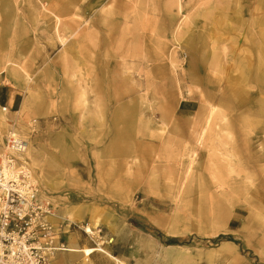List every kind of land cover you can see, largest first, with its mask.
I'll list each match as a JSON object with an SVG mask.
<instances>
[{"label":"rangeland","instance_id":"1","mask_svg":"<svg viewBox=\"0 0 264 264\" xmlns=\"http://www.w3.org/2000/svg\"><path fill=\"white\" fill-rule=\"evenodd\" d=\"M263 34L264 0H0V91L24 103L0 104V136L38 120L59 243L121 261L89 264H264Z\"/></svg>","mask_w":264,"mask_h":264},{"label":"built area","instance_id":"2","mask_svg":"<svg viewBox=\"0 0 264 264\" xmlns=\"http://www.w3.org/2000/svg\"><path fill=\"white\" fill-rule=\"evenodd\" d=\"M2 113L11 110L3 106ZM37 125V119L31 120V133ZM21 129L20 118L10 120L0 147V264H53L66 248L59 243L62 230L53 222L54 204L42 197L28 163L18 157L26 156L30 145ZM85 232L90 237L98 234Z\"/></svg>","mask_w":264,"mask_h":264},{"label":"bare ground","instance_id":"3","mask_svg":"<svg viewBox=\"0 0 264 264\" xmlns=\"http://www.w3.org/2000/svg\"><path fill=\"white\" fill-rule=\"evenodd\" d=\"M179 7H180V10H182V5H179ZM63 25L64 24H62V26ZM60 28H61V22L58 21L57 25H56V30H58V34L60 33ZM65 28L70 30V29H72V26L68 23V24L65 25ZM61 39L63 40L62 37H61ZM260 52L262 53V56L264 57V34L262 35ZM252 63L253 62H251V64ZM80 87H82V86H80ZM85 88H86V86L82 87L79 99H80V101H84L85 100V103H87L85 98H86V96L88 94L87 93L88 90L85 89ZM3 100H4L3 90H1L0 91V104H2ZM23 110H24V108H21L19 113H21ZM198 112H199V110L195 111V112H190V113H198ZM4 126H6V116L2 112H0V131H1V129L4 128ZM21 130H23V133L21 132V134H23L26 138L32 139V137H31L32 130H30V128L28 126L23 127V129H21ZM2 140H3L2 136H0V145H2ZM35 152H36V149H35L34 146L31 145V142H30V145H29V147L27 149V152H26V156L18 155V157L23 162L28 163L27 164L28 169L32 172V174H33L34 178L37 180V182L39 181L45 188H50L52 186H51V184L48 181V174L46 172V169L44 167L39 166V161L34 156ZM59 217L60 216H56V218H59ZM82 220H83V218H82L80 213H72V214H70V221L72 223H77V222H80ZM102 224L104 225V223H102ZM100 225L101 224L96 222L94 228H92L91 226H88V227H86V230L89 233L90 232L95 233L94 229H97ZM98 252L106 253L108 256L114 258L116 261L121 262L118 258H116V257L110 255L108 252H106L103 249L101 244L100 245L98 244V247H85V246L84 247H80L78 245L71 244L68 247H66L62 253H64V254H72V255H77L79 257H82L80 264H89L91 256L93 254H95V253H98Z\"/></svg>","mask_w":264,"mask_h":264},{"label":"crops","instance_id":"4","mask_svg":"<svg viewBox=\"0 0 264 264\" xmlns=\"http://www.w3.org/2000/svg\"><path fill=\"white\" fill-rule=\"evenodd\" d=\"M1 90H3V97H4L2 103L8 104V106L13 110V114H15L18 110H21L24 104L22 89L19 86L14 85L12 87H8V86L4 87ZM60 258H61V263L59 264H70L73 261V259H75L74 255L64 254V253L61 254Z\"/></svg>","mask_w":264,"mask_h":264},{"label":"trees","instance_id":"5","mask_svg":"<svg viewBox=\"0 0 264 264\" xmlns=\"http://www.w3.org/2000/svg\"><path fill=\"white\" fill-rule=\"evenodd\" d=\"M169 245H176V243H174V242H171V243H169Z\"/></svg>","mask_w":264,"mask_h":264}]
</instances>
